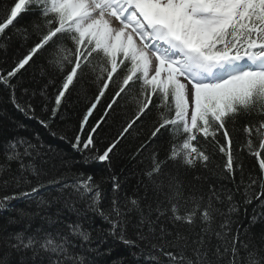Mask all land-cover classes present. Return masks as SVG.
Returning <instances> with one entry per match:
<instances>
[{
	"label": "snow or ice",
	"instance_id": "snow-or-ice-1",
	"mask_svg": "<svg viewBox=\"0 0 264 264\" xmlns=\"http://www.w3.org/2000/svg\"><path fill=\"white\" fill-rule=\"evenodd\" d=\"M29 12L35 18L17 28L14 21ZM13 36L35 39L10 71L0 72V85L14 110L51 136H57L52 124L64 118L66 96L97 86L69 141L85 163L110 166L121 141L141 135L137 130L154 118L132 155L143 167L131 196L114 174L110 196L103 178L97 182L70 167L48 175L35 163L46 147L39 134L35 143L9 139L0 188L14 190L0 196V216L7 214L0 224V264H96L95 256H112L109 240L130 249L135 264H264V247L254 245L251 234L264 224V0H13L0 21V41ZM39 57L44 84L32 90L17 74ZM49 87L55 89L51 98ZM106 92L105 116L113 106L134 108L101 152L95 136L103 118L87 132L85 126ZM37 96L43 115L33 103ZM242 116L257 119L243 125L236 150L229 124ZM14 127L26 129L19 122ZM245 152L256 170L245 168ZM214 156L222 161L215 169ZM197 169L218 170L231 187L209 183L205 192L200 175L186 185L181 173ZM248 206L252 214L242 232L233 225L241 212L248 216ZM95 218L104 226L93 236L84 223Z\"/></svg>",
	"mask_w": 264,
	"mask_h": 264
},
{
	"label": "trees",
	"instance_id": "trees-1",
	"mask_svg": "<svg viewBox=\"0 0 264 264\" xmlns=\"http://www.w3.org/2000/svg\"><path fill=\"white\" fill-rule=\"evenodd\" d=\"M13 3V0H0V21H2L6 15V9L9 8ZM36 16L35 12H29L22 14L21 17L14 21L17 28L23 29L26 27L31 20ZM11 29V26H10ZM11 34L10 30H6ZM35 37L30 38L26 42L17 36H13L10 41H0V44H4V47H0V72L7 73L14 66V62L26 54L28 48L32 44ZM36 62L31 65V67L26 66L22 73L17 74L18 78L24 87L36 90L43 86L44 79L40 76V66L44 63V57L34 58ZM86 92H81L80 89L72 91L70 96H66V103L62 105V111L64 113L63 119H58L52 124V130L57 133V136L53 137L49 132L42 128L35 120L25 119L20 113L16 112L8 100V91L0 85V163H5L4 150L7 146V141L14 136H24L32 139L35 143L34 136L39 134V140L46 146L42 152V158H38L35 163L37 167L44 169L48 175H60L68 171L69 167L73 173L84 172L86 175H92L97 182H100L103 178L102 188L105 194L111 195V182L108 177L112 174L120 178L124 192L131 196L136 188L137 181L140 179L138 173L143 165L138 164L136 159L132 158V155L147 130L150 126L152 117L146 121L140 129L137 131L141 132L139 136L126 137L121 141L118 146L119 150L116 155L112 158L111 164L107 162L98 163L90 162L85 163L84 157L77 151H75L69 141L72 140L79 128V123L83 119V116L90 106V102L94 99L97 94V86L94 84H87L84 86ZM49 98L55 95V89L53 87L48 88ZM17 95H21L20 89H17ZM41 98L37 96L33 103L37 108V114L43 115L41 112ZM109 102V95L106 92L105 96L100 99V103L93 110L92 115L88 118V125L85 126V132H87L89 126H94L98 120L103 118V123L100 129L97 130V135L95 136L96 147L101 152L105 146L110 143L114 138H116L122 128L126 123L127 118L133 115L134 105H128L127 107H114V111H109L108 116L104 115L105 108ZM143 119V118H142ZM257 117L242 116L238 118L236 124L233 126L229 124L230 131L233 136L234 149L238 150L240 145L243 143L244 135L242 132L243 125L249 120H255ZM14 122L23 123L26 125V129H19L14 127ZM139 123V122H138ZM60 136H65L67 139H60ZM167 134L161 138L162 150L161 155L164 154L163 149L167 147ZM48 145H51V151L48 149ZM44 153H47L44 155ZM241 159L244 162L245 168L248 171L256 170L255 160L253 157L245 153L240 154ZM67 162V163H65ZM222 161L218 156L213 157L212 168L215 169V165L221 163ZM11 171L16 172L18 164L13 162L10 165ZM218 170L205 171L203 169H197L194 171H185L181 173V179L187 185L192 182V177L194 175H200L204 178L202 185V190L207 191V186L209 183L216 184L217 186L224 184L229 187L231 185L228 181L224 180L221 176L217 174ZM47 178V177H45ZM30 179H34L30 177ZM71 179V177H70ZM14 189L9 188L4 190L0 188V196L5 194H10ZM19 190V189H16ZM239 198V197H238ZM13 205L18 208H26L27 205L24 201H13ZM248 216H245L243 212L239 214V221L237 224L233 225L234 228L240 227L242 232L244 229L248 228V221L252 214V206H248ZM55 208L52 209L54 211ZM6 216H0V224L5 223ZM73 219L75 217H72ZM40 224V220L36 219L33 223V227ZM23 223L14 226V229L10 230H21L23 228ZM104 225L99 220L95 218L91 223L85 221L84 227L93 229V236L98 234V230ZM262 230H264V224H257L251 229V234L253 236V243L256 246L264 247V235H262ZM247 239V237H242ZM110 244H113V254L112 256H95L94 259L96 264H135L132 256L129 254L130 249L123 245L115 244L109 240ZM107 245H105L106 247ZM244 253L241 252V256ZM264 255V253H262ZM123 257V261L119 258ZM90 258H93L90 255ZM246 264V262H244Z\"/></svg>",
	"mask_w": 264,
	"mask_h": 264
}]
</instances>
